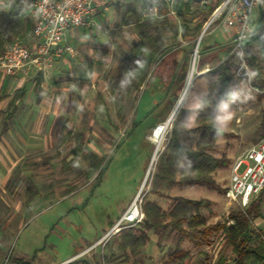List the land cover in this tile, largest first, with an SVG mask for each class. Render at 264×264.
I'll list each match as a JSON object with an SVG mask.
<instances>
[{"label": "rangeland", "instance_id": "1", "mask_svg": "<svg viewBox=\"0 0 264 264\" xmlns=\"http://www.w3.org/2000/svg\"><path fill=\"white\" fill-rule=\"evenodd\" d=\"M154 6L158 7L160 13L159 6ZM193 13H200L205 15V18L207 17L206 11L201 9L194 8ZM259 13L260 11L255 12L253 19L257 20ZM81 29L77 28V30ZM188 36L183 37L180 43L176 37L166 40V49L170 51L169 54L176 52L174 55L176 56L178 53L176 50L179 49L184 51L186 57L185 64H183L186 67L185 70L183 66L186 71L184 85L174 88L172 97L177 95V100L172 104L173 98H171L169 112L174 110L193 66V53L198 37L194 38L195 35L193 34ZM113 41L114 38L111 37L105 39V43L100 45L97 51L92 48L95 54L85 52L84 60L89 61L99 56L100 64L94 65L93 70L96 72L87 73L88 81L77 77L73 78L72 84H77L75 86H79L77 88L80 90L85 88L87 84L91 86L94 84V87L92 86L91 90L81 99L75 96L73 98L75 106L68 110L73 111V129L88 132L94 128L102 131L104 142L97 144L96 150L100 159H104V171L98 180L92 179L90 181L88 177L86 178L87 170L89 171L88 163L82 156L76 159L79 167L72 168V172L64 171L62 168L60 161L63 158L71 157L70 148H64L60 151L57 146H53L50 152L40 153L42 166L39 167L40 174L38 176L41 180L42 195L46 198L40 196L37 202L28 208L25 215V225L21 229L16 232L9 231L4 237L5 247L3 250L6 251V257L3 264H15L17 258L24 261L23 264H84L83 260H88L91 264H167L179 237V234L170 228L149 232L151 239L146 246L141 248L138 257H131L125 262L122 252L118 250L119 235L131 230V227L123 229L117 234L107 237V239H99L109 229V222L118 219L124 206L135 197L141 188L143 211L145 204L148 201H153L154 198L159 199L164 205H168L175 195L184 197L192 195L210 201V212L203 210V214L210 224L218 225L226 222L232 223L230 217L233 212L245 211L253 203L256 205L260 201L262 217L252 218L251 229L255 238L260 236L264 240V190L254 196L246 207H241L237 202L230 201L225 196L231 184V176L237 159L247 149L264 138V91H252L253 73L248 69L246 71L251 76L243 75L244 71H240L242 63L237 53L231 52L229 56L227 55L231 49V44L226 32L222 28H216L204 38L199 50L200 61L197 63L198 69L202 62H209L210 68H216L224 61L228 62L233 76L231 86L236 93L234 99L224 100L218 106L217 116L230 113L231 119L227 121L226 127L222 131L223 135L217 140L214 148L210 150V154L221 163L212 174L216 182L214 188L207 185L171 186L160 181L156 175L161 158L172 140L177 123L180 121V115L183 111L191 112L189 121L184 120L183 125L187 129L196 126V109L200 100L207 93L208 83L215 76L209 72L198 75L194 79L185 103L178 110L171 130L160 146L159 158L151 168L150 174L147 175L155 150L154 141L156 140L152 138L150 141L148 139V136L153 134V129H151L146 137L150 145L149 150L146 148L144 134L154 118L161 113V105L159 102L156 103V100H159L161 90L149 91L140 98L141 90L129 93L125 89L124 82L120 81L119 77L125 74L127 63L120 54V50L116 45H113ZM120 41L123 51L129 50L134 42L128 34L125 39ZM220 45L221 47H219ZM209 49H211L210 52ZM225 55L227 57L223 61L221 57ZM173 58L171 57V59ZM177 75L178 72H175L173 79ZM40 77L43 81L49 79L48 75H40ZM67 78L62 76L58 80L69 83ZM142 89L145 90L146 88ZM61 105L62 111H66L67 105L64 103ZM120 108L121 113L126 115L128 119H121L117 115ZM88 109L95 110L96 113L98 110L103 112L106 109V116L96 119L90 127V119L93 114L89 116ZM135 111H137L135 115L137 125L125 134V129L130 126L131 117ZM82 114H85L84 117L81 116ZM168 115L170 114L168 113ZM218 125L220 128L223 127L219 123ZM59 127L60 122L58 121L54 128L55 134L59 132ZM119 130L122 131V134H119ZM107 142L110 145H107ZM147 147L149 148V146ZM49 156L52 159L50 163L46 161ZM67 177L68 179L65 181L64 179ZM76 189H79L76 194L60 199L70 190ZM127 209H124L123 214ZM143 221L139 224H143ZM135 227L138 228L137 225ZM187 249L191 253L188 264L204 261L206 258L208 264H217L221 258L226 260L225 264H230L234 257L232 249L226 243L221 232L211 236L208 243H204L200 247L189 244Z\"/></svg>", "mask_w": 264, "mask_h": 264}, {"label": "crops", "instance_id": "2", "mask_svg": "<svg viewBox=\"0 0 264 264\" xmlns=\"http://www.w3.org/2000/svg\"><path fill=\"white\" fill-rule=\"evenodd\" d=\"M209 2L214 4L215 0H209ZM152 5L159 6V15L145 17V9ZM194 8L205 12L206 4H202L201 0H175L172 4L163 0H114L106 11L91 17L86 26L78 27L82 28L81 30L73 28L67 33L65 42L72 46L76 45L73 46L78 52L75 57L66 55L44 72L34 69L27 74L18 76L7 75L0 68V264L5 263L6 251L3 250V247H5L3 242L6 234L9 231L16 232L21 229L25 225V215L28 208L35 204L40 196L46 198L42 195L41 180L38 176L40 174L39 167L42 166L40 153L50 152L53 146H57L60 151L64 148H70L71 157L63 158L60 161L64 171L69 172H72V168H77L75 165L79 156L87 161L88 169L91 166V161L85 158L88 152H92L100 158L96 146L104 142L102 131L94 128L88 130V132L73 129V111H68L69 108L73 109L75 106L73 102L75 96L81 99L91 90L92 86L94 87V84L91 86L85 82L87 86L80 90L77 88L79 86H75L77 84H72L73 78L77 77L88 81V74H93V71L96 72V70H93L94 65L100 64L99 56L89 61L84 60L85 52L95 54L92 48L97 51L99 46L105 43V39L112 37L114 38L113 45H116L120 50L123 59L124 55H134L146 58L152 63L151 70L139 90L128 91L126 83L122 79L124 74L119 77L129 93L141 90L140 98L149 91L161 90L159 100H156V103L159 102V105H161V113L154 118L144 134L145 144L149 146V148L147 146L146 148L150 150V145L146 140L148 132L154 129L157 123L162 121L168 113L170 114L171 111L168 110L172 92L174 88L184 85L183 81L186 77V67L183 65L186 60L184 51L176 50L178 51L177 55L172 60H167L170 51L166 49V40L176 37L180 43L183 40L182 38L187 37L189 34L190 36L195 35L194 38L198 37L202 30L196 31V27L203 23L206 18L205 15L200 13L194 14ZM22 14L25 17V22L26 20L30 21L34 27L37 16L31 2L24 1ZM158 33L165 41V48L160 51L156 50L155 47H150L147 43V39L156 37ZM127 34L134 42L129 50L123 51L120 40L125 39ZM16 39H22L30 46L36 45L33 33L19 36ZM210 51L211 49H209ZM230 53L231 49L227 55L229 56ZM227 55L221 57L223 61ZM213 69L215 68H210L209 62H202L199 72L200 75H204ZM175 72H178V75L173 79ZM40 75H48L49 79L43 81ZM62 76L68 77L67 81L69 83L62 82L63 80L59 81L58 79ZM144 87L145 90L142 89ZM169 96L170 99H168ZM63 103L67 105L65 107L66 111H62L61 104ZM94 111L92 109L88 111L89 116L93 114L90 119V127L96 119L106 116V109L103 112L98 110L96 113ZM136 112L132 115V122L125 129V134L137 125ZM84 115L81 116L84 117ZM117 115L121 119H128L126 115L121 113V108ZM58 121L60 122L59 132L55 134L54 128ZM119 134H122L121 130H119ZM66 135L69 138L62 140L63 136ZM77 149L82 151L78 156L74 155ZM101 159L104 167V159ZM46 161L50 163L52 161L51 156L47 157ZM100 176L98 170L88 180H98ZM67 179L68 177L64 180ZM79 189L70 190L60 199L76 194ZM135 197L124 206L116 221L109 222V229L99 239H107L108 233ZM173 197L168 205H164L163 202L161 203L159 199L155 198L153 202H157L164 210L170 211L174 206L175 198L201 199L192 195L186 197L175 195ZM152 231L155 232L156 230ZM189 244L192 243L189 240H184L182 242L183 249L189 251L187 249ZM192 246L196 247L193 244ZM85 261L90 263L88 260ZM14 263L23 264L25 262L17 258Z\"/></svg>", "mask_w": 264, "mask_h": 264}, {"label": "trees", "instance_id": "3", "mask_svg": "<svg viewBox=\"0 0 264 264\" xmlns=\"http://www.w3.org/2000/svg\"><path fill=\"white\" fill-rule=\"evenodd\" d=\"M0 55L4 54L6 47L17 37L33 33L30 21L25 22L22 14L25 0H0ZM222 0H215L220 3ZM214 4H206L207 17L196 27L201 31L205 21L211 15ZM258 19L254 21V30L246 43L245 61L248 69L253 73L251 88L264 91V8L259 10ZM150 47L160 51L165 48V41L160 33L152 39H147ZM176 52L170 53L167 60L173 58ZM127 62L125 74L122 76L127 90H139L148 76L152 63L143 57L124 55ZM172 60V59H171ZM215 77L207 85V93L200 100L196 109V126L187 129L184 120L190 119L191 112L183 111L177 123L172 140L161 158L156 177L171 186L173 185H207L216 187L212 177L214 171L220 166L217 158L210 154L223 132L217 133L220 128L216 117L218 106L224 100H232L236 93L232 89L233 76L228 62L219 64L210 71ZM177 77V76H176ZM264 126V123H263ZM184 135V137H182ZM69 138L63 136L62 140ZM80 140V137H79ZM82 153L75 150L74 155ZM85 158L92 161L87 177L91 178L98 170L99 175L104 171L102 159L94 153L88 152ZM174 206L170 211L164 210L157 202L148 201L145 204V220L143 224L131 227V230L120 233L118 250L124 256V262L136 258L141 248L150 240L149 232L152 230L172 229L179 234L174 252L169 263L188 264L191 253L182 247L184 240H189L196 247L208 243L211 236L221 232L228 246L234 254L230 264H264V240L251 229V220L262 217L260 201L254 203L245 211L233 212L230 219L232 223L222 225L210 224L203 210L210 212V201L207 199L193 200L183 197L174 199ZM204 261H195L193 264H208ZM84 264H90L83 260ZM221 258L217 264H225Z\"/></svg>", "mask_w": 264, "mask_h": 264}, {"label": "built area", "instance_id": "4", "mask_svg": "<svg viewBox=\"0 0 264 264\" xmlns=\"http://www.w3.org/2000/svg\"><path fill=\"white\" fill-rule=\"evenodd\" d=\"M31 2L34 13L37 16L33 28V36L36 45L30 46L22 39H16L10 43L4 54L0 55V68L11 76L27 74L36 69L44 72L58 59L66 55L76 56L77 50L65 42L67 33L78 27L86 26L89 19L106 11L114 0H26ZM172 4L175 0H163ZM202 4L210 3L209 0H201ZM264 8V0H222L215 2L211 15L204 23L196 49L193 53V66L189 73L186 86L178 99L174 110L162 122L153 129L151 141L156 139L155 150L152 156L151 168L159 158L160 146L170 132L181 102L188 95L194 79L200 75L197 63L200 61V48L204 38L216 28H222L231 44V52L237 53L241 60L240 71L243 75L251 76L245 61L246 43L249 41L253 30V15ZM145 17L158 16L157 6H149L144 11ZM264 190V138L257 144L247 149L240 156L233 168L230 187L226 191V198L237 202L241 207L249 205L251 199ZM142 188L130 204L126 212L108 233L115 235L123 229H127L142 223L144 218L143 201L141 199Z\"/></svg>", "mask_w": 264, "mask_h": 264}, {"label": "clouds", "instance_id": "5", "mask_svg": "<svg viewBox=\"0 0 264 264\" xmlns=\"http://www.w3.org/2000/svg\"><path fill=\"white\" fill-rule=\"evenodd\" d=\"M127 82H128V81L126 80L125 83H127ZM225 107H226V106H225ZM230 119H231V114H230V113H228V114H226V115H224V116H217V117H216V121H217V123L223 125V127L219 128V129L217 130V133H218V134H220V133L224 130V128L226 127L227 121H229ZM75 166H76V167H79L78 164H76Z\"/></svg>", "mask_w": 264, "mask_h": 264}, {"label": "water", "instance_id": "6", "mask_svg": "<svg viewBox=\"0 0 264 264\" xmlns=\"http://www.w3.org/2000/svg\"><path fill=\"white\" fill-rule=\"evenodd\" d=\"M184 77H185V76H184ZM172 98H173V99H172V104H174L175 101L177 100V95H176V96H173Z\"/></svg>", "mask_w": 264, "mask_h": 264}, {"label": "bare ground", "instance_id": "7", "mask_svg": "<svg viewBox=\"0 0 264 264\" xmlns=\"http://www.w3.org/2000/svg\"><path fill=\"white\" fill-rule=\"evenodd\" d=\"M182 104L181 105H183V103H185V98L183 99V101L181 102ZM156 140V139H155Z\"/></svg>", "mask_w": 264, "mask_h": 264}]
</instances>
